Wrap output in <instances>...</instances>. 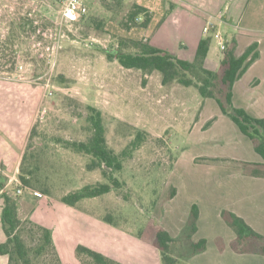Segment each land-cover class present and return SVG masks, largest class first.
<instances>
[{"label":"rangeland","instance_id":"rangeland-1","mask_svg":"<svg viewBox=\"0 0 264 264\" xmlns=\"http://www.w3.org/2000/svg\"><path fill=\"white\" fill-rule=\"evenodd\" d=\"M39 2L0 0V80L17 82L18 95L28 93L36 116L25 169H37L34 177L39 185L57 197L88 183L107 181L100 168H87L88 155L67 147V142L85 140L90 134L88 104L102 110L108 143L118 153L129 146L138 131H145L142 145L116 173L123 186L84 199L78 207L102 218L112 215L115 226L154 241L156 232L168 223L164 209L159 208L156 214L155 209L168 185L169 169L175 158L185 162L195 152L189 147L183 125L199 117L200 107L192 102L202 96L195 86L178 82L161 89L160 72L144 74L140 69H127L109 60L102 49L117 46L120 37L152 38L172 53L190 58L194 46L183 39V45L188 46L185 50L168 30L151 34L143 27L126 30L122 22L131 0H99L88 14L73 22L62 21L52 9L46 16ZM141 31L145 33L142 36ZM217 46L213 39L212 49ZM181 99L191 103L182 104ZM186 106L188 114L184 115ZM200 161L212 160L204 157ZM23 190V197H31L30 188ZM186 223L178 237L182 240L179 248H175L182 256L190 252L182 238Z\"/></svg>","mask_w":264,"mask_h":264},{"label":"crops","instance_id":"crops-1","mask_svg":"<svg viewBox=\"0 0 264 264\" xmlns=\"http://www.w3.org/2000/svg\"><path fill=\"white\" fill-rule=\"evenodd\" d=\"M131 1L154 12L149 27L145 28L147 32L168 30L171 38L179 39L185 50L188 46L183 45V39H187L194 46V55L199 40L208 37L203 29L209 18L215 19L227 42L237 40L236 56L257 42L260 56L235 82L233 103L252 116L264 118V0ZM170 15L172 18L167 21ZM211 44L205 65L217 70L223 51L219 45L213 50ZM175 55L194 58V55L190 58ZM16 83L0 80V243L7 239L2 221L4 193H7L17 199L21 219H31L52 230L64 264H81L76 256L78 244L87 245L123 264H163L161 252L152 239L120 226H111L95 212L70 206L61 201L62 196H51L38 188H30L31 197L22 196L24 190L18 188L19 174L33 139L36 116L32 98L28 99L25 92L19 96ZM167 86L162 81L158 84L161 89ZM168 93L173 95L175 91ZM176 96L178 100L179 95ZM180 101L187 105L190 102ZM192 103L199 105V117L195 119L194 116L183 127L188 133L189 147L195 152L185 162L175 158L155 214L159 208L164 209L162 214L168 223L163 227L178 239L193 204L198 205L200 214L192 240L206 239L207 247L190 256L186 264H264V254L258 251L257 242L249 243L243 250L235 249L237 233L222 214L224 210L236 213L264 236V158L255 150L252 139L223 113L215 98L197 97ZM188 107L184 115L188 114ZM199 157L213 160L197 162ZM168 188L169 192L173 188L176 190L170 198H167ZM18 189L22 192L18 193ZM8 263V255L0 253V264Z\"/></svg>","mask_w":264,"mask_h":264},{"label":"trees","instance_id":"trees-1","mask_svg":"<svg viewBox=\"0 0 264 264\" xmlns=\"http://www.w3.org/2000/svg\"><path fill=\"white\" fill-rule=\"evenodd\" d=\"M153 16L154 12L151 9L134 2L122 25L126 30L135 27L148 28ZM211 42L210 36L201 38L193 59L175 55L168 49L153 43L149 38L120 37L117 46L102 49V51L109 60H116L127 69H140L144 74L160 72L163 84L178 82L187 87L195 86L203 98H215L223 113L227 114L241 131L252 139L255 150L264 158V118L252 116L244 108L236 107L233 103L234 84L259 58V44L252 43L242 55L236 56L237 40L232 39L227 42L219 68L213 70L205 65ZM86 109L90 134L85 140L67 142V147L77 153L88 155L90 161L87 163V168L89 170L100 168L107 181L88 183L62 195L61 201L74 207H77L84 199L99 197L116 188H121L124 183L116 173L123 170L125 160L132 157L133 152L142 145L147 134L145 131H138L129 146L118 153L108 143L102 110L92 104H88ZM201 159L203 158L197 161ZM36 174L37 169L26 170L23 164L19 174L18 188H38L41 192L49 193L47 189L39 185L34 177ZM175 191L174 188L171 189L169 196H174ZM4 198L2 221L7 239L0 243V253L8 255V264H64L52 230L31 219H21L18 214L17 199L7 193H4ZM199 214L198 205L193 204L183 229L184 237L182 238H185L183 242L186 241L190 249V252L184 256L175 251L176 246L178 250V244L182 240L172 237L165 228H160L156 232L154 241L161 252L163 264H184V259H188L192 253H199L206 249V239L197 242L192 240L193 234L197 231ZM222 214L237 233L235 249L243 250L246 245L254 241L259 245L258 251L264 254L263 235L255 231L236 213L224 210ZM103 220L116 225L112 215H106ZM76 256L81 264H123L84 244H78Z\"/></svg>","mask_w":264,"mask_h":264},{"label":"built area","instance_id":"built-area-1","mask_svg":"<svg viewBox=\"0 0 264 264\" xmlns=\"http://www.w3.org/2000/svg\"><path fill=\"white\" fill-rule=\"evenodd\" d=\"M99 0H53L51 3L48 0H40V11H45L48 16V11L52 9L62 21L73 22L77 19L85 16L91 10V8L97 4ZM33 17V13H30ZM215 19L209 18L204 26V33L207 36L216 39L221 51H224L227 47V40L222 31L217 27ZM38 19L36 22L38 23ZM50 94L52 92H49ZM41 116H44L42 114ZM21 189H18V193H21ZM38 194V192H36ZM40 194V193H39Z\"/></svg>","mask_w":264,"mask_h":264}]
</instances>
